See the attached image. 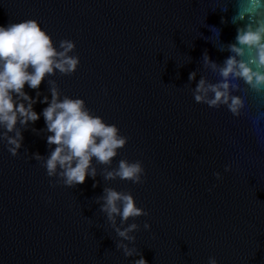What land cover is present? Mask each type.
Segmentation results:
<instances>
[{"label": "water", "instance_id": "obj_1", "mask_svg": "<svg viewBox=\"0 0 264 264\" xmlns=\"http://www.w3.org/2000/svg\"><path fill=\"white\" fill-rule=\"evenodd\" d=\"M229 2L0 0V25L34 19L57 45L75 42L76 71L46 77L41 94L50 96L54 80L62 96L82 98L128 137L111 166L93 159L95 178L74 187L48 177L33 156L50 150L47 133L32 131L44 128L43 117L17 125L24 138L15 156L0 140V264H133L138 257L117 248L121 238L100 210L109 187L148 213L129 218L139 227L135 241H123L147 264H208L209 256L264 264V95L232 81L245 98L240 116L193 98L201 78L221 79L237 27ZM120 159L142 162L143 183L105 179ZM116 226L127 224L117 217Z\"/></svg>", "mask_w": 264, "mask_h": 264}, {"label": "clouds", "instance_id": "obj_2", "mask_svg": "<svg viewBox=\"0 0 264 264\" xmlns=\"http://www.w3.org/2000/svg\"><path fill=\"white\" fill-rule=\"evenodd\" d=\"M228 4L222 12L228 11ZM235 9L231 23L237 25L236 35L234 42L228 44L230 55L219 67L221 79L208 83L201 78L193 90V98L196 103L210 108L224 106L233 116H240L245 109V98L234 94L239 85L232 81L241 80L257 95H264V0H235ZM221 22L226 21L222 18ZM75 46L70 39H62L57 45L34 19L0 25V140L6 142L8 151L15 156L24 138L17 125L27 128L43 117L44 128H32V131L47 133L46 143L50 150L46 157L39 153L33 156L43 161L48 177H57L67 187L83 184L86 177L95 178L93 159L111 166L128 140L116 124L93 113L82 98L62 96L54 80L48 81L50 96L41 94L39 88L46 77L57 72L69 75L76 71L80 59L72 54ZM203 59L213 69L217 68L206 51ZM195 77L196 73L191 72L188 79L191 81ZM25 85L36 90L34 96L25 91ZM37 103L46 105L39 113L34 108ZM228 170L226 166L225 171ZM144 174L140 160L120 159L115 168H109L105 179L118 178L139 184L143 183ZM214 175L220 179V173ZM98 199L103 200L100 210L121 238L117 248L126 257L135 254L138 258L133 264H147L141 253L123 242L135 241L130 233L139 227L135 222L127 223L129 218L147 216V211L136 205L130 192L112 187L105 188L104 195ZM117 217L121 225L127 226H116ZM150 227L144 223L146 230ZM208 264H218V261L209 256Z\"/></svg>", "mask_w": 264, "mask_h": 264}]
</instances>
